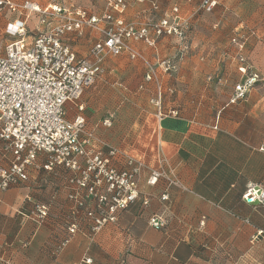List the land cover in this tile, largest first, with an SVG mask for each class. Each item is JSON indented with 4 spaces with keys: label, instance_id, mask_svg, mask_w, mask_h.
<instances>
[{
    "label": "crops",
    "instance_id": "obj_1",
    "mask_svg": "<svg viewBox=\"0 0 264 264\" xmlns=\"http://www.w3.org/2000/svg\"><path fill=\"white\" fill-rule=\"evenodd\" d=\"M11 1H29L40 9L75 7L95 16L106 9V0ZM199 2L135 0L123 12H113L139 23L158 20L178 6L189 21L186 48L175 58L180 47L171 36L155 37L153 47L135 42L143 59L106 56L103 73L81 95L83 109L66 105L67 118L81 114L87 129L117 148L112 166L125 168V157L144 164L138 188L148 204L135 200L89 239L83 209L72 212L74 201L69 198L77 192L79 199L94 205L84 198L86 191L70 186V173L63 168H30L28 180L0 192V264H84L88 257L91 264H113L111 255L117 259L114 264H264V249L256 261L248 247L251 239L264 238V205L242 197L249 186L264 189V0H217L212 12L196 14ZM43 16L19 8L1 10L0 54L12 39L7 28L18 20L24 21L28 38L60 22L52 16L41 22ZM246 25L256 34L245 43L243 54L263 79L245 99L231 102L233 86L243 74L229 38ZM99 37L100 32L85 27L67 33L63 41L81 58ZM167 61L176 69L165 71ZM149 68L153 75L147 80ZM2 145L0 139V166L6 167ZM97 149L107 153L94 145ZM161 166L172 168L179 184L168 186L159 179L149 185L150 171ZM164 192L168 198L161 200ZM39 202L49 206L41 224L35 221ZM152 216H160L164 226H150ZM71 222L78 230L56 252ZM78 251L81 263L75 258Z\"/></svg>",
    "mask_w": 264,
    "mask_h": 264
},
{
    "label": "built area",
    "instance_id": "obj_2",
    "mask_svg": "<svg viewBox=\"0 0 264 264\" xmlns=\"http://www.w3.org/2000/svg\"><path fill=\"white\" fill-rule=\"evenodd\" d=\"M131 1L135 0H106L105 12L95 16L75 7L64 9L55 5L40 9L29 1L15 4L11 0H0V11L19 8L44 14L41 22H45L47 16L60 20L48 29H39L30 38L26 35L24 21L18 20L7 28L6 33L12 39L0 54V139L3 157L8 156V165L0 166V192L28 180L30 168L67 170L70 173L67 183L85 190L84 198H91L94 202L89 205L78 198L77 192L69 194L74 201L72 212L83 209L89 239L107 224L114 223L117 213L127 209L135 200L141 199L144 206L148 204L149 199L141 198L138 188V176L144 164L125 157V168L112 166V160L119 155L117 148L87 129L81 114L67 118L66 105L72 104L78 111L83 109L79 103L81 95L103 73L102 63L106 56L126 55L143 59L133 45L135 42L142 41L153 47L155 37L171 36L180 44V53L186 48L189 21L179 14L178 6H173L158 20L139 23L113 16V12H123ZM216 5L217 0H200L195 13H210ZM85 27L100 32V37L87 56L77 58L63 37L69 32H82ZM255 33L241 27L236 28L230 37V43L236 46L242 62L238 71L243 74L233 86L231 102L245 99L255 84L263 79L262 73L255 70L243 54L245 43ZM175 69L174 62H165V71ZM152 75L153 69L149 68L145 78L149 80ZM94 145L105 147L107 153L94 150ZM40 156H43L42 164H39ZM159 179L168 186L179 184L169 167L152 169L147 183L154 185ZM242 197L247 202L264 205V189L261 187L249 186ZM167 198L166 192L160 195L161 200ZM34 208L35 221L41 224L48 216L49 206L39 202ZM148 223L157 229L164 226L160 216L150 217ZM77 230L78 225L71 222L67 226L68 236L55 251H59ZM91 262L89 257L83 259L84 264Z\"/></svg>",
    "mask_w": 264,
    "mask_h": 264
},
{
    "label": "rangeland",
    "instance_id": "obj_3",
    "mask_svg": "<svg viewBox=\"0 0 264 264\" xmlns=\"http://www.w3.org/2000/svg\"><path fill=\"white\" fill-rule=\"evenodd\" d=\"M197 14H199V13H197ZM247 26V25H246ZM251 28V27H250ZM253 30H254V28H252ZM245 31H247V28H245ZM255 31V30H254ZM233 33V32H232ZM256 34V33H255ZM230 39V38H229ZM174 44H177L178 45V47H180V44H178V43H174ZM176 56H175V58L176 57H179V55H181L180 54V51H179V49L176 51ZM252 240V239H251ZM248 247L249 248H252L254 251H252V252H254V254L251 256V258H253L254 260H256L257 261V254L259 253V252H261V249H264V238L263 239H254L252 242H248ZM238 248H236V250H237ZM79 251H78V253H75V258L77 257L78 258V262L79 263H81V258L83 257L82 255L80 256L79 255ZM95 253L97 254V250H95ZM86 256V255H85ZM110 261L112 262H117V259H113V257H112V255L110 256ZM113 263V264H114Z\"/></svg>",
    "mask_w": 264,
    "mask_h": 264
},
{
    "label": "trees",
    "instance_id": "obj_4",
    "mask_svg": "<svg viewBox=\"0 0 264 264\" xmlns=\"http://www.w3.org/2000/svg\"><path fill=\"white\" fill-rule=\"evenodd\" d=\"M246 27H247L248 30H253L252 28H250V27H248V26H246Z\"/></svg>",
    "mask_w": 264,
    "mask_h": 264
}]
</instances>
